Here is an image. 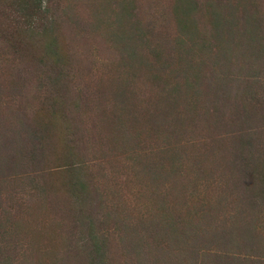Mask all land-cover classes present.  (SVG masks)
Returning <instances> with one entry per match:
<instances>
[{"label":"rangeland","instance_id":"obj_1","mask_svg":"<svg viewBox=\"0 0 264 264\" xmlns=\"http://www.w3.org/2000/svg\"><path fill=\"white\" fill-rule=\"evenodd\" d=\"M264 0H0V264H264Z\"/></svg>","mask_w":264,"mask_h":264},{"label":"trees","instance_id":"obj_2","mask_svg":"<svg viewBox=\"0 0 264 264\" xmlns=\"http://www.w3.org/2000/svg\"><path fill=\"white\" fill-rule=\"evenodd\" d=\"M262 171L264 172V160L262 161ZM262 182L264 183V177L262 179Z\"/></svg>","mask_w":264,"mask_h":264}]
</instances>
